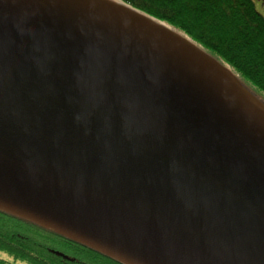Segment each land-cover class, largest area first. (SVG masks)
Returning <instances> with one entry per match:
<instances>
[{
  "label": "water",
  "instance_id": "1",
  "mask_svg": "<svg viewBox=\"0 0 264 264\" xmlns=\"http://www.w3.org/2000/svg\"><path fill=\"white\" fill-rule=\"evenodd\" d=\"M119 0H0V211L120 264H264V106Z\"/></svg>",
  "mask_w": 264,
  "mask_h": 264
},
{
  "label": "trees",
  "instance_id": "2",
  "mask_svg": "<svg viewBox=\"0 0 264 264\" xmlns=\"http://www.w3.org/2000/svg\"><path fill=\"white\" fill-rule=\"evenodd\" d=\"M184 34L264 106V18L252 0H119ZM0 264H120L0 211Z\"/></svg>",
  "mask_w": 264,
  "mask_h": 264
},
{
  "label": "rangeland",
  "instance_id": "3",
  "mask_svg": "<svg viewBox=\"0 0 264 264\" xmlns=\"http://www.w3.org/2000/svg\"><path fill=\"white\" fill-rule=\"evenodd\" d=\"M252 1H253V3H254L255 9H256V11L258 12V14H260V15L264 18V8H263L262 4L259 3V0H252ZM240 81H242V80L240 79ZM242 83H244L245 86H247L249 89H251V90H253V91L255 92V90L251 87V85H250L249 83L244 82V81H242ZM255 93H256V92H255ZM259 95H260L262 98H264L263 95H261V94H259Z\"/></svg>",
  "mask_w": 264,
  "mask_h": 264
},
{
  "label": "flooded vegetation",
  "instance_id": "4",
  "mask_svg": "<svg viewBox=\"0 0 264 264\" xmlns=\"http://www.w3.org/2000/svg\"><path fill=\"white\" fill-rule=\"evenodd\" d=\"M259 3L262 4V6L264 8V0H259Z\"/></svg>",
  "mask_w": 264,
  "mask_h": 264
},
{
  "label": "bare ground",
  "instance_id": "5",
  "mask_svg": "<svg viewBox=\"0 0 264 264\" xmlns=\"http://www.w3.org/2000/svg\"><path fill=\"white\" fill-rule=\"evenodd\" d=\"M163 26H165V25H163Z\"/></svg>",
  "mask_w": 264,
  "mask_h": 264
}]
</instances>
